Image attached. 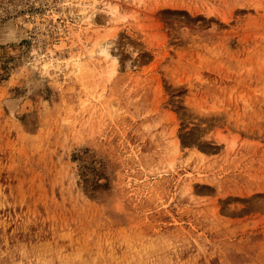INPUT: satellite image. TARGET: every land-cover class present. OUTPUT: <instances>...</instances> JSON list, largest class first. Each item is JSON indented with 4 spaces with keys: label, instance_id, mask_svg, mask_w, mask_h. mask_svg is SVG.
Wrapping results in <instances>:
<instances>
[{
    "label": "rangeland",
    "instance_id": "obj_1",
    "mask_svg": "<svg viewBox=\"0 0 264 264\" xmlns=\"http://www.w3.org/2000/svg\"><path fill=\"white\" fill-rule=\"evenodd\" d=\"M76 1L0 0V264H264V0Z\"/></svg>",
    "mask_w": 264,
    "mask_h": 264
},
{
    "label": "bare ground",
    "instance_id": "obj_2",
    "mask_svg": "<svg viewBox=\"0 0 264 264\" xmlns=\"http://www.w3.org/2000/svg\"><path fill=\"white\" fill-rule=\"evenodd\" d=\"M77 2V1H76ZM97 3H100L102 5V11L106 14V16L109 18V21H114L115 16L118 15V6L115 3H112L111 0H101L99 2L98 0H91V3L89 1H81L77 2L79 8H78V15L83 24H86L87 26H93L96 24V19L94 18V13L97 9L94 8ZM71 4V3H70ZM98 8V6H97ZM117 14V15H116ZM78 18V19H79ZM115 22V21H114ZM79 28V27H77ZM85 31H87V27L85 28ZM82 32V29L80 30V33ZM84 32V31H83ZM78 39H82L80 34L77 36ZM93 48H91L90 55L94 56H100V58H106L107 60L110 59L111 61V69L110 73H114L116 71V60L113 57L112 54L109 53V46H108V40H98L95 41V43L92 44ZM83 47H87V43L83 42ZM72 56H70L71 58ZM51 61V60H50ZM47 63V62H46ZM44 63V66L47 67L48 64Z\"/></svg>",
    "mask_w": 264,
    "mask_h": 264
}]
</instances>
